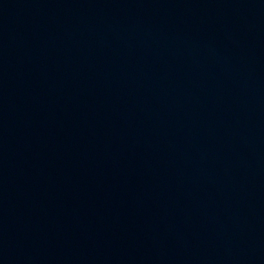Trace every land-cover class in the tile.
Segmentation results:
<instances>
[{
	"label": "water",
	"instance_id": "95a60500",
	"mask_svg": "<svg viewBox=\"0 0 264 264\" xmlns=\"http://www.w3.org/2000/svg\"><path fill=\"white\" fill-rule=\"evenodd\" d=\"M0 264H264V0H0Z\"/></svg>",
	"mask_w": 264,
	"mask_h": 264
}]
</instances>
